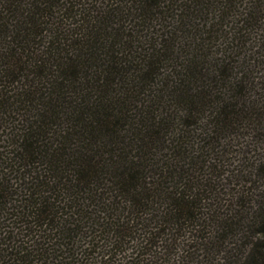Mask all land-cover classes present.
<instances>
[{"label":"trees","instance_id":"obj_1","mask_svg":"<svg viewBox=\"0 0 264 264\" xmlns=\"http://www.w3.org/2000/svg\"><path fill=\"white\" fill-rule=\"evenodd\" d=\"M263 55L264 0H0V264H264Z\"/></svg>","mask_w":264,"mask_h":264},{"label":"rangeland","instance_id":"obj_2","mask_svg":"<svg viewBox=\"0 0 264 264\" xmlns=\"http://www.w3.org/2000/svg\"><path fill=\"white\" fill-rule=\"evenodd\" d=\"M255 64V70L251 75L254 76V80L248 86V94L250 95L251 102L255 104L254 107L264 114V55L259 57L257 63L255 61ZM251 79H249V82ZM238 143H240V145L236 148H244L246 151L245 160L242 165L246 162L247 165H251L258 160L264 161V126L259 132L253 133V135L249 134L247 137L240 139ZM236 159H241V156ZM253 180H255V187L252 189L253 191L249 190V195L256 194L264 188V171L258 175V178Z\"/></svg>","mask_w":264,"mask_h":264}]
</instances>
